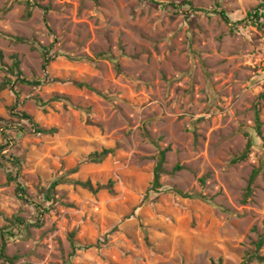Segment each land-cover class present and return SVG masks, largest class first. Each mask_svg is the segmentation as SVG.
I'll use <instances>...</instances> for the list:
<instances>
[{
	"label": "rangeland",
	"instance_id": "obj_1",
	"mask_svg": "<svg viewBox=\"0 0 264 264\" xmlns=\"http://www.w3.org/2000/svg\"><path fill=\"white\" fill-rule=\"evenodd\" d=\"M192 2L210 14L140 0H0L5 62L18 55L24 77L41 82L0 94V246L11 229L7 254L16 264H241L253 250L264 233V142L254 111L259 104L264 133V31H232L218 14L241 21L264 11V0ZM6 77L0 72V83ZM21 112L58 132L38 135ZM249 139V157L234 163ZM168 148L161 188L152 191ZM103 149L115 153L91 163ZM10 155L21 161L18 172ZM88 180H112L114 193L75 184ZM15 217L31 225L20 229Z\"/></svg>",
	"mask_w": 264,
	"mask_h": 264
},
{
	"label": "trees",
	"instance_id": "obj_2",
	"mask_svg": "<svg viewBox=\"0 0 264 264\" xmlns=\"http://www.w3.org/2000/svg\"><path fill=\"white\" fill-rule=\"evenodd\" d=\"M140 1L148 2V3L159 5L162 7H173V8H175V11H178L177 8H179V7H188L191 11H193L195 13L206 14V15L210 14V12H208L206 10L196 8L194 6L192 0H184V2L181 4H175V3L165 4L161 0H140ZM262 8H263L262 6H260V8H256V10L252 13H249L244 20L237 21V22H232L230 17L224 11L219 12L218 15L223 22H225L227 25H230L232 27V31H234L235 29H239V27H241V26L247 27L250 25L256 27L257 29H259L261 31H264V11L262 10ZM31 10H32V8L30 5V2L28 1V2H26V17L27 18L31 17V12H32ZM14 40L18 44H27L28 43L27 40L22 39V38H15ZM10 59H11L12 63H11V65H8L5 62V56H4L3 52L0 51V72H4L7 76L5 78V80L2 83H0V94H2L4 91H6L8 89L13 90V85L16 83L27 85L29 87H38L41 85L40 81H31V80H28L24 77V74L21 70V60L19 59L18 55H13L10 57ZM49 63H50L49 59H46L44 66L45 67L48 66ZM76 85L80 88L85 87L89 90L94 91L93 88H91V86H89V85L80 84V83H77ZM15 94H16L17 98H19V93L15 92ZM57 99H60V98H57ZM263 99H264V93L261 94V96H260V100H263ZM38 103H39V101H38ZM15 107H13L12 110H14ZM254 111H255V124H256L255 129L257 131L258 136L260 138H262V140L264 142L263 122L261 119V108H260L259 104H257L255 106ZM18 116L21 117L22 119L26 120L30 124L32 129L38 135H55L58 132L57 129L41 128L40 125L35 121V119L31 115H29L25 112H21L20 114H18ZM4 122H5V120L2 117H0V124H3ZM20 133L23 134L22 130L20 131ZM144 136L147 139H151L149 136V133L146 129H144ZM252 147H253V141L251 139H249L247 146H246V149L238 158H236L234 160V163H239V162L245 161L249 157V154L251 152ZM4 149H5L4 146H0L1 151H3ZM168 152H169V148L166 150H160V152H159V160H158L156 167H155L154 181L152 184V187L154 188V190H152V191H157L161 188V182H160L161 181V175L164 172L163 167H164ZM114 153H115L114 149H103L101 152H95V153L90 154L88 156V159L91 163L100 164V163L104 162L109 156L113 155ZM8 159H10V160H7V161H9L11 164H13L15 169L18 172L19 168L21 167L20 159L15 157V156H12V155H10L8 157ZM77 170H78V168L73 170V173H76ZM181 170H182V167L178 165L173 169V173H177ZM259 175H260L259 169H255L252 172V174L249 178L247 187H246L245 192H244V196H243V200H242L244 204H247L249 202V200L253 197L254 185H255L256 180H257ZM9 181L16 183L15 191H16V195L19 197V199L23 200L26 203H30V201L28 200L26 188L18 181V177H14L13 175H10ZM205 182H206V177L201 179V183L205 184ZM75 184L80 186L81 188L93 193V194H98L99 192L104 191V190H107L110 193H114L115 182L111 180L106 185H101V184L94 185L91 181L88 180L86 182L77 181V182H75ZM58 185H59L58 182L53 183V185L51 186V192L55 191V188ZM172 191H173V193H175L176 195H178L184 199H194L195 197H199L195 194L184 193L183 191H181L177 188H174ZM201 197L204 198L203 196H201ZM37 210H38V213L40 215H44L45 213L48 212V210L46 208L43 209L41 206H37ZM13 222L20 229H21V227L29 228V226L31 225V224H28L27 221H25L19 217H15ZM2 231L3 232H2V240H1V246H0V260L3 262L2 264H16L18 257L17 256L10 257L7 254L8 242L10 239L14 238L16 236V234L11 229H7V228H4ZM74 235L75 234H72L73 237H74ZM253 245H254L253 250L251 252L247 253L245 259L243 260V262L241 264H252L254 262L259 263V264H264V255L261 254V251L264 249V233L258 237V239L253 243ZM72 246L74 249H77L75 242H73Z\"/></svg>",
	"mask_w": 264,
	"mask_h": 264
}]
</instances>
